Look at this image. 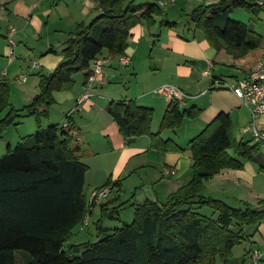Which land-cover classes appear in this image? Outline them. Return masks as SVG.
Masks as SVG:
<instances>
[{
	"label": "trees",
	"instance_id": "trees-1",
	"mask_svg": "<svg viewBox=\"0 0 264 264\" xmlns=\"http://www.w3.org/2000/svg\"><path fill=\"white\" fill-rule=\"evenodd\" d=\"M96 1L102 13L69 37L64 61L55 71L39 74V93L32 102L0 120V133L16 125L23 113L38 122L36 132L9 146L0 158V264H17V251L25 253V264H235L233 250L248 239L245 227L258 224L264 211L247 204L234 208L223 200L205 198L202 192L205 181L222 170L242 169V159H252L260 146L237 141L231 116L224 112L190 141L193 166L187 185L164 203L151 199L132 203L134 220L110 234H101L99 225L97 242L66 247L89 213L88 167L69 131L62 125H41L54 104L53 92L71 91L75 75L83 72L87 85L96 57L104 50L112 56L123 55L131 30L142 21L155 25L154 17L163 15L159 4L150 0ZM236 9L258 15L262 6L258 0H218L197 6L188 17L213 47L220 49L224 41L229 54L242 58L260 48L263 39L251 25L231 19ZM159 25L173 28L177 23L163 20ZM9 106L10 82L1 78L0 114ZM108 111L126 141L148 136L151 147L164 153L184 149L162 139L161 131L177 129L198 116L193 109L181 111L179 103H171L160 131L153 133V109L135 101H113ZM195 204L214 209L217 217L201 214ZM103 208L108 212V203Z\"/></svg>",
	"mask_w": 264,
	"mask_h": 264
},
{
	"label": "crops",
	"instance_id": "crops-1",
	"mask_svg": "<svg viewBox=\"0 0 264 264\" xmlns=\"http://www.w3.org/2000/svg\"><path fill=\"white\" fill-rule=\"evenodd\" d=\"M150 1L159 4L163 15L154 17L155 25L149 26L142 21L131 30L128 48L124 52L131 57V64L120 67L119 56H112L104 50L98 56L108 60L101 80L91 82L88 87L86 72H83L75 75L71 91L53 92L54 104L49 108L48 119L42 127L57 122L61 124L77 100L89 93L90 98L74 115L69 130L82 162L88 167L85 188L94 191L112 181L119 188H133L136 192L138 188H145L138 191L142 198L165 201L191 181L193 158L190 141L221 112L231 116L237 141L254 144L249 129L251 112L228 87L246 78L264 58V5L258 15L243 9L230 14L234 21L251 25L263 39L260 48L242 58H235L227 52L224 41L220 49L213 47L204 33L189 21L188 14L194 8L211 5L218 0ZM143 2L145 0H137V3ZM4 9L9 25L4 34L0 29L4 40L3 44L0 43V79L10 82L11 98L14 95L20 98L15 101L14 108L21 109L39 93V74H50L63 63V50L69 37L79 26L89 25L102 10L96 0H12ZM256 19L260 22L255 23ZM163 20L175 22L177 26L162 27L159 23ZM13 29L16 46L11 52L8 35ZM206 72L209 74L205 75ZM23 76L26 81L20 82ZM12 80L25 85L18 90ZM165 84L177 86L184 92L185 97L179 102L181 111L193 109L198 113L197 117L186 120L177 129L161 131L162 139L173 140L184 149L183 152L164 153L153 149L148 136L126 141L108 111L113 101H135L139 106L154 110L152 132L158 133L171 104L166 95L156 92ZM55 109L60 113L59 118ZM257 123L259 127L264 126V116ZM26 137L19 128L18 136L10 132L2 137V142L9 141L7 148L13 147ZM229 153L234 155L231 151ZM242 162V169H224L213 179L205 181L202 194L207 191L211 196L208 198L227 202L228 199L215 194L229 191L230 198L242 209L247 204L264 211V150L260 147L252 159H242ZM96 209L92 211L96 212ZM256 225L249 230L244 250H236L237 247L233 250L235 264H253V253H258L262 258L260 264H264V218Z\"/></svg>",
	"mask_w": 264,
	"mask_h": 264
},
{
	"label": "rangeland",
	"instance_id": "rangeland-1",
	"mask_svg": "<svg viewBox=\"0 0 264 264\" xmlns=\"http://www.w3.org/2000/svg\"><path fill=\"white\" fill-rule=\"evenodd\" d=\"M11 1L12 0H0V29H1L3 34L5 33L6 27L9 25V21H8V17H7L8 15H6L7 13H6V10L4 9V6L7 5V8H8V6L11 4ZM7 2H9V3H7ZM262 16L264 18V9L262 12ZM259 22L260 21L258 19L255 20V23H259ZM3 42H4V40L1 39L0 43L3 44ZM2 44H1V46H2ZM1 46H0V51L2 48ZM32 76L35 77L36 75H32ZM11 83H14V88H16L18 90L25 85V83H19L17 81H13V80ZM10 86H11V84H10ZM17 99H20V98H19V96H15V95L11 98V88H10V106L0 114V120L2 118H4L8 114V112H10L12 109H15L14 105H16L15 101ZM18 103H21V102H18ZM16 110H20V109H16ZM55 115L58 118L60 117V113L57 109H55ZM65 117H66V115H65ZM65 117H64V119H65ZM47 119H48V117L43 118L42 123H45ZM55 121L57 122L58 120H55ZM42 123H41V125H42ZM58 123H60V122H57V124H55V125H58ZM62 123L63 122H61V124H59V125H62ZM37 124H38V122H37L35 117H31V116L28 117V115L23 113L16 125H12L3 133H0V155H1L0 158L5 155V150L7 149V145L9 142V141L7 143H4V141L2 142V137H4L7 134H10V132H12V135L18 136L19 128H20V131L24 135L29 136V135L33 134L34 132H36V130L38 129ZM15 146H16V144L13 147H15ZM111 186H112V188L110 190L109 195L107 196L106 199H104L100 203V205H101L102 203H104V201L105 202L107 201L109 211L105 213L103 205L102 206L98 205V206H100L99 208H98V206H96L97 207L96 212H94V211L91 212V215L89 218V226L85 227V228H81L80 226H78L73 231L74 236L72 238L70 237L67 240L66 247H68L70 245H81V244H85V243H89V242L90 243L97 242L100 239L99 238L100 235H99V231H98L99 225H102L101 226L102 227L101 234L103 232L105 234H110L114 231V229L121 228L125 223H131L134 220V208L131 206V204L134 202L141 203L147 199V198H142L143 196H141V195L140 196L138 195V191H140V190L144 191L145 188H138V190L136 192L135 190H133V188H119L118 184H115V183H111ZM90 189H92V188H85V193H86L87 199L89 198V196L91 195V193L93 191ZM150 189H152V188H150ZM209 195L210 194H208L207 191L204 194H202V196H204L205 198L211 197ZM215 195H220L221 197H225L226 199H228L227 202L229 204L227 202L226 203L229 206L241 209V206L239 205V203L236 202L234 199L230 198V192L229 191H227L226 194L219 192ZM157 201H159V200H157ZM165 201L160 200L159 202L164 203ZM194 206L197 207L198 211L203 215H206L210 218H216L217 217L216 211L210 207H199L200 204H195ZM113 211H114V213H113ZM93 212H94V214H93ZM110 212H112V214ZM111 215H113V216L111 217ZM256 226L257 225L245 227V231H246L248 236H249V230H252ZM251 235H253V234H251ZM243 245H244V243L237 246L236 250H244ZM24 256H25V253H23L21 251H17L16 252V263L17 264H25V257Z\"/></svg>",
	"mask_w": 264,
	"mask_h": 264
},
{
	"label": "built area",
	"instance_id": "built-area-1",
	"mask_svg": "<svg viewBox=\"0 0 264 264\" xmlns=\"http://www.w3.org/2000/svg\"><path fill=\"white\" fill-rule=\"evenodd\" d=\"M259 5L263 6L264 1H259ZM15 30H11L8 35V42L11 48V52L14 51L16 43L13 39ZM106 58L96 57L92 61V72L93 75L89 78L87 86H91V82L100 81L102 76L103 67L108 63ZM120 67H128L131 64V57L127 54H123L118 57ZM209 74L206 72L205 75ZM20 82L26 81V77H21ZM229 90L237 96L247 106L251 112V123L249 129L252 132L253 141L258 144L264 150V126H258V119L264 116V58L259 61L248 73L246 78L238 81L235 85L228 87ZM157 93L166 95L171 103L176 104L182 101L185 94L177 86L171 84H165L156 90ZM90 98V94H84L80 99L77 100L76 106L67 113L62 127L69 131L72 128V120L75 114L80 112L81 105L83 102ZM173 173V172H172ZM112 186L107 185L102 188L95 189L92 191L88 198L89 213L85 216L81 228L89 226V218L92 210L100 205V203L107 198L110 193ZM262 261L261 256L258 253L252 254L253 264H260Z\"/></svg>",
	"mask_w": 264,
	"mask_h": 264
}]
</instances>
